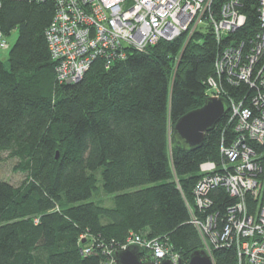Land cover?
I'll return each instance as SVG.
<instances>
[{"label": "trees", "instance_id": "1", "mask_svg": "<svg viewBox=\"0 0 264 264\" xmlns=\"http://www.w3.org/2000/svg\"><path fill=\"white\" fill-rule=\"evenodd\" d=\"M226 1L212 0L215 16ZM256 1L242 0L244 26L221 44L206 25L186 43L181 34L127 49L108 66L97 58L80 80L64 83L44 34L54 1L0 0L8 49L7 62L0 59V161L16 158L15 169L25 174L18 186L0 178V264H111L132 234L156 240L184 264L204 248L190 213L202 214L193 191L199 164L221 169L220 148L236 136V124L227 111L194 150L169 140L181 114L210 93L206 79L220 47L254 37ZM14 30L9 46L5 37ZM220 81L226 103L242 93L244 86ZM99 192L112 195L111 206L96 200ZM209 195L207 212L218 211L220 222L235 200L218 187ZM211 255L214 264L236 262L234 247Z\"/></svg>", "mask_w": 264, "mask_h": 264}, {"label": "built area", "instance_id": "2", "mask_svg": "<svg viewBox=\"0 0 264 264\" xmlns=\"http://www.w3.org/2000/svg\"><path fill=\"white\" fill-rule=\"evenodd\" d=\"M52 1L55 14L44 34L57 62L56 77L64 83L80 80L97 58L108 66L114 59H124L127 49L142 51L159 40L189 36L206 25L221 44L246 21L239 10L242 0L221 4L218 17L211 10L212 0ZM256 3L259 29L254 37H233V42L222 45L214 58V74L206 79L212 97L221 95L222 78L231 85L244 86L238 98L229 99L236 136L220 148L225 158L221 169L211 161L200 163L202 177L193 190L196 210L202 214L190 211L191 223L213 264L212 249L220 247H234L235 264H264V149L257 150V145L264 148V0ZM6 46L0 35V49ZM217 187L235 200L225 208L221 223L218 211L207 212L214 205L209 193ZM132 244L150 249L154 262L168 258L177 264L180 259L156 240L135 234L121 249Z\"/></svg>", "mask_w": 264, "mask_h": 264}, {"label": "water", "instance_id": "3", "mask_svg": "<svg viewBox=\"0 0 264 264\" xmlns=\"http://www.w3.org/2000/svg\"><path fill=\"white\" fill-rule=\"evenodd\" d=\"M227 109L226 102L220 97H207L203 105L193 108L183 114L173 124V133L169 143L180 145L182 148L194 150L199 148L204 139V133L215 127V123L224 117ZM143 248L137 244L128 245L122 250L114 251L111 258L115 264H172L166 258L159 263L142 260ZM177 264H184L181 259ZM186 264H213L211 257L203 249L189 255Z\"/></svg>", "mask_w": 264, "mask_h": 264}, {"label": "rangeland", "instance_id": "4", "mask_svg": "<svg viewBox=\"0 0 264 264\" xmlns=\"http://www.w3.org/2000/svg\"><path fill=\"white\" fill-rule=\"evenodd\" d=\"M190 35L188 36V34H186V38H185L184 43H186L188 41ZM15 38H16V30L11 32L10 35L6 36L5 40L8 42V45L11 46L13 44V42L15 41ZM7 53H8V49H6V48L0 49V59L4 62V64L7 62V58H6ZM177 64H178V62H177ZM207 97H212V96L209 93L207 95ZM218 97L223 99V97H221V95H218ZM226 104H227V109L225 111V114H227L226 112L229 111L228 103H226ZM168 127H169L168 133L170 134L171 133V127L169 125H168ZM2 156H3V159L0 161V178L7 181L8 183H11L14 186H18L21 183V181L24 179L25 174L23 172H20L19 170L15 169V167H16L15 165L17 164L16 158H14V157L8 158L5 155H2ZM200 172H201V170H200ZM110 196H112V195H109V197H108L107 195H103V193L99 192L96 196V200L100 199V201L105 206H109V205L111 206L112 201L110 200ZM144 254L146 255V256H144V258L146 260L149 259L150 261H153V259L151 258L150 249L149 250L146 249L145 252L143 253V255ZM161 260H163V259H161ZM161 260H159L157 263H159Z\"/></svg>", "mask_w": 264, "mask_h": 264}, {"label": "bare ground", "instance_id": "5", "mask_svg": "<svg viewBox=\"0 0 264 264\" xmlns=\"http://www.w3.org/2000/svg\"><path fill=\"white\" fill-rule=\"evenodd\" d=\"M161 260V259H160ZM214 261V260H213Z\"/></svg>", "mask_w": 264, "mask_h": 264}]
</instances>
